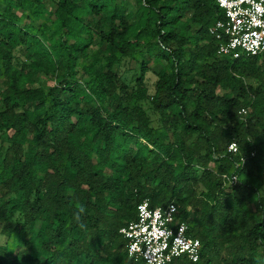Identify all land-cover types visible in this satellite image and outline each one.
Masks as SVG:
<instances>
[{"label":"trees","instance_id":"trees-1","mask_svg":"<svg viewBox=\"0 0 264 264\" xmlns=\"http://www.w3.org/2000/svg\"><path fill=\"white\" fill-rule=\"evenodd\" d=\"M133 1L0 0V264H145L144 199L200 241L168 264H264V51L218 54L215 0Z\"/></svg>","mask_w":264,"mask_h":264},{"label":"built area","instance_id":"built-area-1","mask_svg":"<svg viewBox=\"0 0 264 264\" xmlns=\"http://www.w3.org/2000/svg\"><path fill=\"white\" fill-rule=\"evenodd\" d=\"M224 11V18L208 27L218 40V54L236 59L258 55L264 51V0H215ZM241 112L245 113L246 109ZM231 152L237 151L235 142ZM227 185L237 181V175H222ZM177 206L151 207L148 199L137 205L136 219L120 229L127 239L130 258L145 264H168L183 256L196 262L200 256V241L188 235V225L177 215Z\"/></svg>","mask_w":264,"mask_h":264},{"label":"rangeland","instance_id":"rangeland-1","mask_svg":"<svg viewBox=\"0 0 264 264\" xmlns=\"http://www.w3.org/2000/svg\"><path fill=\"white\" fill-rule=\"evenodd\" d=\"M126 5H127V8L129 11H135L136 10L137 6L133 0H126ZM131 66H132V63L129 62L128 64L125 63L121 67V72L123 73V78H125L126 80L131 79L133 77V72L130 71ZM148 76H149V79H148L147 83H148V86L151 88L153 85V81L155 80V77L151 72L148 74ZM42 82H43L42 80H39L40 84ZM1 240L3 241L4 237H1Z\"/></svg>","mask_w":264,"mask_h":264}]
</instances>
